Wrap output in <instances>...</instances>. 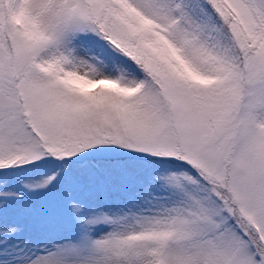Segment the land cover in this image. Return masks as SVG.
I'll list each match as a JSON object with an SVG mask.
<instances>
[{"label":"snow or ice","instance_id":"snow-or-ice-1","mask_svg":"<svg viewBox=\"0 0 264 264\" xmlns=\"http://www.w3.org/2000/svg\"><path fill=\"white\" fill-rule=\"evenodd\" d=\"M0 264H264V0H0Z\"/></svg>","mask_w":264,"mask_h":264}]
</instances>
